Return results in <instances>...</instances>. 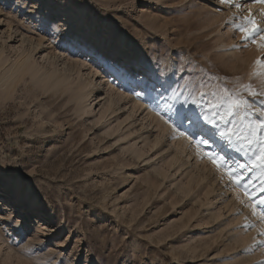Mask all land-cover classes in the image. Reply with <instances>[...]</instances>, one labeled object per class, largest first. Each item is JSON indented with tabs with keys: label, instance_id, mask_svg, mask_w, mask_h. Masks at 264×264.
<instances>
[{
	"label": "rangeland",
	"instance_id": "1",
	"mask_svg": "<svg viewBox=\"0 0 264 264\" xmlns=\"http://www.w3.org/2000/svg\"><path fill=\"white\" fill-rule=\"evenodd\" d=\"M10 3L0 0L4 55L14 60L19 49L28 50L34 63L60 71L79 62V79L93 83L95 90L89 114L76 112L70 92L40 90L29 77L10 96L0 97V169L5 170L0 176L8 185L12 183L6 178L31 181L35 196L30 201L42 208L38 219L50 224L51 215L56 224L64 225L58 230L51 224L56 231L46 233L37 229L34 214L20 209L36 225L34 235L21 243V237L9 239L0 231V264H35L44 257L30 258L32 249L45 244L55 248L69 234L71 244L79 243L76 237H85L78 264H201L202 259L203 264H264V251H246L257 234V229H240L251 222L249 210L214 178L210 162L196 158L195 145L189 148L186 143L184 151L177 152L182 137L171 138L167 126L145 111L140 101L112 85L102 87L103 78L96 83L93 67L66 52L58 38L33 31L31 22L13 13ZM89 3L103 5L99 15L90 16V23L104 32L108 47L117 50L126 65L138 58L160 60L163 69L176 71L174 79L194 71L207 92L216 90L218 83L234 91L249 83L253 88L261 86L264 78L253 75L259 71L254 64L257 49L233 50L240 37L224 27L232 14L240 15L235 9L217 5L223 11L212 13L198 0ZM249 10L255 20H262L264 5L250 0L243 13ZM21 159L27 169L17 168L15 162ZM42 181L64 186L57 191L66 196L67 214L49 202L48 186H42ZM72 199L89 204L84 207L92 221L85 219L81 226L68 202ZM90 223L95 227L89 229ZM23 249L28 255L22 254Z\"/></svg>",
	"mask_w": 264,
	"mask_h": 264
},
{
	"label": "snow or ice",
	"instance_id": "2",
	"mask_svg": "<svg viewBox=\"0 0 264 264\" xmlns=\"http://www.w3.org/2000/svg\"><path fill=\"white\" fill-rule=\"evenodd\" d=\"M198 3L212 13L223 11L217 8L221 5L240 14H232L230 24L225 23L224 27H231L233 37L237 34L240 37L233 50L246 51L249 46H255L259 57L254 64L259 71L253 75L264 78V27L260 26L264 23V12L258 22L250 10L246 15L243 13L250 0H215V3L198 0ZM255 3L264 5V0H255ZM8 7L30 21L33 31L51 36L53 40L58 38L66 52L93 67L98 78L96 83H101L99 78H103L102 87L112 85L117 91L140 101L145 111L153 113L167 126L171 138L182 137L189 148L195 145L196 158L210 162L214 178L223 183L226 190L233 191L237 202L249 210L251 222L244 223L240 229L246 232L257 229V234L252 247L246 251H264V79L257 88L249 83L234 91L227 84L218 83L216 90L207 92V85L194 71L182 72L179 79H174L176 71L169 73L163 69L160 60L138 58L126 65L119 59L120 53L108 47L104 32L91 25L90 16L99 15L103 5L91 4L89 0H49L47 3L45 0H11ZM187 7L185 5L184 10ZM105 53L113 59L109 60ZM143 162L147 164V160ZM15 163L18 169L20 165L25 169L29 167L22 159ZM41 183L48 186L49 202L59 205L67 214L66 196L57 191L64 186L48 181ZM30 185L31 181L21 180L8 185L0 176V231L9 239L21 237V243L25 237L33 236L36 228L20 212L21 204L35 196ZM68 202L73 206V214L79 216L81 226L85 219L92 221L84 207L89 205L87 202L77 204L75 199ZM92 227L95 226L90 223L88 228ZM39 228L46 233L56 231L53 225L44 222ZM71 235L58 241L55 248L45 244L32 249L30 258L44 257L36 259L35 264H78L77 257L85 237L78 236L79 243L71 244ZM14 246L19 247V244ZM49 252L51 255H46ZM22 254L28 255V250L23 249Z\"/></svg>",
	"mask_w": 264,
	"mask_h": 264
},
{
	"label": "bare ground",
	"instance_id": "3",
	"mask_svg": "<svg viewBox=\"0 0 264 264\" xmlns=\"http://www.w3.org/2000/svg\"><path fill=\"white\" fill-rule=\"evenodd\" d=\"M18 55L14 60H10L7 56L4 55L3 51L0 50V97L10 96L14 90V88L20 83L26 80V77H29L35 87L39 88L40 90H55L56 91H63V92H70L71 100L75 102L76 105V112L77 113H84L89 114L91 111L93 104L90 102V98L94 93V85L91 82H81L80 80L81 74L79 70V65H76L75 62H71L66 70L60 71L56 69L53 65L49 66V68L41 67L38 64L34 63L32 60V52L28 50H18ZM66 64V62H65ZM67 66V65H66ZM65 68V67H63ZM82 69V67H80ZM74 73L76 78H73L70 74ZM82 79V78H81ZM112 93V92H111ZM115 93V92H114ZM117 95V93H116ZM119 96L120 100H123V95ZM115 97V96H114ZM118 98V99H119ZM163 128V127H162ZM162 130V129H161ZM184 141L183 143H181ZM187 143L186 140L180 139L177 144V152L184 151L183 147ZM183 145V146H182ZM194 151V150H193ZM8 183L14 184V180L10 178H6ZM20 209H24L25 211L29 212L30 214H34L33 218L38 219V215L42 208L36 201H25L21 204ZM44 220H36L35 223L37 224V229L40 230L39 225ZM47 222L50 224L58 225V230L64 229V225L56 224L53 220V217L50 215L47 218ZM243 222V220H242ZM247 236V235H246ZM250 245L249 242L246 243L248 247Z\"/></svg>",
	"mask_w": 264,
	"mask_h": 264
}]
</instances>
